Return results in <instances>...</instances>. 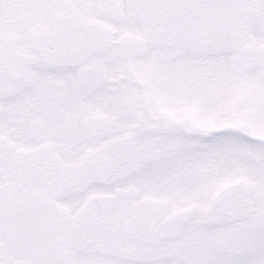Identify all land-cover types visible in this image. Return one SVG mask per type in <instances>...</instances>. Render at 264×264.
<instances>
[{"label": "snow or ice", "instance_id": "1", "mask_svg": "<svg viewBox=\"0 0 264 264\" xmlns=\"http://www.w3.org/2000/svg\"><path fill=\"white\" fill-rule=\"evenodd\" d=\"M0 264H264V0H0Z\"/></svg>", "mask_w": 264, "mask_h": 264}]
</instances>
